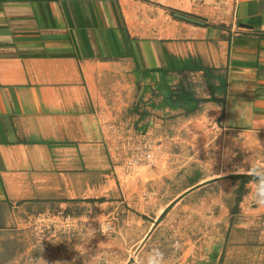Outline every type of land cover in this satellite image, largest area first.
<instances>
[{
    "label": "crops",
    "instance_id": "crops-1",
    "mask_svg": "<svg viewBox=\"0 0 264 264\" xmlns=\"http://www.w3.org/2000/svg\"><path fill=\"white\" fill-rule=\"evenodd\" d=\"M179 78L187 109L264 142V0H0V233L129 205L116 131ZM242 217L199 264H264Z\"/></svg>",
    "mask_w": 264,
    "mask_h": 264
},
{
    "label": "rangeland",
    "instance_id": "rangeland-1",
    "mask_svg": "<svg viewBox=\"0 0 264 264\" xmlns=\"http://www.w3.org/2000/svg\"><path fill=\"white\" fill-rule=\"evenodd\" d=\"M180 80L167 85L162 98L149 93L144 107L133 106L128 125L116 131L129 205L121 198L114 209L83 208L71 217L10 224L0 233V264H129L154 246L165 252L166 264H199L203 254L214 258L216 245L241 216L264 243V206L250 199L252 183L231 177L250 164H264V142L222 128L206 108H153L198 94L190 84L200 80ZM100 223L107 225L106 236ZM260 250L261 262L264 245Z\"/></svg>",
    "mask_w": 264,
    "mask_h": 264
},
{
    "label": "clouds",
    "instance_id": "clouds-1",
    "mask_svg": "<svg viewBox=\"0 0 264 264\" xmlns=\"http://www.w3.org/2000/svg\"><path fill=\"white\" fill-rule=\"evenodd\" d=\"M241 174L253 177L250 199L259 206H264V164H250ZM99 231L107 235V225L100 223ZM179 247V242L173 245ZM129 264H166L165 252L158 246L149 249L139 260L133 255Z\"/></svg>",
    "mask_w": 264,
    "mask_h": 264
},
{
    "label": "trees",
    "instance_id": "trees-1",
    "mask_svg": "<svg viewBox=\"0 0 264 264\" xmlns=\"http://www.w3.org/2000/svg\"><path fill=\"white\" fill-rule=\"evenodd\" d=\"M178 101H181V103H184V104H187V105H191V106H194V104H195V99L194 100H191V97L188 96V95L181 96V98H179ZM231 177L232 178L241 177L243 179L242 183L244 184L245 183V179L246 178H250L251 176L244 175V174H236V175H231ZM241 187L243 188V185H241ZM170 205L171 204H169L164 209V211L160 214L159 218H162L163 217V215L166 213V211H167L168 207H170Z\"/></svg>",
    "mask_w": 264,
    "mask_h": 264
},
{
    "label": "water",
    "instance_id": "water-1",
    "mask_svg": "<svg viewBox=\"0 0 264 264\" xmlns=\"http://www.w3.org/2000/svg\"><path fill=\"white\" fill-rule=\"evenodd\" d=\"M177 16L183 18V19H186V20H189V21H192V22H195V23H198V24H201L202 21L195 18V17H192V16H188V15H185V14H180V13H177Z\"/></svg>",
    "mask_w": 264,
    "mask_h": 264
}]
</instances>
